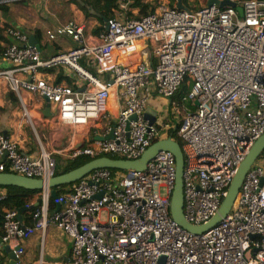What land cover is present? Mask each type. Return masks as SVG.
<instances>
[{"label":"built area","instance_id":"1","mask_svg":"<svg viewBox=\"0 0 264 264\" xmlns=\"http://www.w3.org/2000/svg\"><path fill=\"white\" fill-rule=\"evenodd\" d=\"M231 1L242 16L232 7L184 11L162 5L139 19H108L95 35L71 21L45 31L48 42L67 38L76 44L50 58H41L26 35L8 29L14 42L2 55L0 79L17 95L36 94L56 106L64 126L109 122L106 103L112 88L117 90L115 122L101 139L67 153L70 159L110 155L135 161L174 129L184 159V218L192 226L206 225L264 134V0ZM116 3L126 11L130 0ZM138 41L154 44L151 64L139 59ZM58 66L72 70L85 86L49 84L38 77L42 69ZM102 74L108 81L97 76ZM183 84L190 88L179 104L173 97ZM154 93L169 101L171 124L145 119ZM2 158L0 173L44 182L31 226L19 221L18 211H4L0 250L7 246L16 264L26 240L38 233L43 242L49 230L69 241L67 264H264V152L246 173L226 217L199 235L171 218L176 173L169 152L158 153L139 172L95 170L55 197L48 181L56 161L42 145L37 157L30 156L0 131Z\"/></svg>","mask_w":264,"mask_h":264},{"label":"crops","instance_id":"2","mask_svg":"<svg viewBox=\"0 0 264 264\" xmlns=\"http://www.w3.org/2000/svg\"><path fill=\"white\" fill-rule=\"evenodd\" d=\"M85 1L88 2L89 0H50L47 3L43 0H25L0 3L7 5L5 12L0 10V29H3L5 38L1 46L5 49L7 45L14 42L7 35V30L16 29L26 35L28 41L31 37H34L41 58H50L71 50L76 46L71 40L59 38L53 42H48L45 38V31L66 25L71 21L84 25L86 35H95L99 30L104 29L108 19L96 12ZM207 2L208 0H186V3L182 1V4L188 10L195 11L207 7ZM115 5L116 8L112 9L109 17L118 19L121 22L126 19H139L156 13L162 5L178 9L177 0H130L126 11L121 10L116 2ZM99 7L102 8L103 5L101 4ZM88 8H91L96 15L90 13ZM153 47L154 44L148 41H138L136 43L135 48L139 51V59L143 63L151 64L154 61L151 55ZM132 58L138 59L136 55H132ZM82 66L88 68L85 61H82ZM3 67L2 56H0V68ZM97 76L108 81L106 74ZM38 77L49 84L71 88L85 86L83 80L64 66L42 69ZM118 99L117 90L113 87L111 97L106 103L110 123H114L117 118L120 109ZM162 103L165 104V109L168 106L169 111L168 101L154 93L148 103L146 113L159 124H163L159 119L163 108ZM57 117L56 106L49 104L36 94L21 92L20 95H17L10 89L7 82L0 79V131L17 144L22 153L37 157L42 145L56 160L61 158L60 151L67 154L72 150H77L101 139L109 123L103 120L94 127L64 126L61 125ZM0 160H3V158ZM0 192L3 196L4 192L1 189ZM39 199L38 194L32 200L33 205H37ZM27 211V214L24 211L22 212L21 222L24 226H31V212L30 210ZM69 246V241L59 232L49 230L43 242L40 239V234H33L26 240L24 244L25 253L18 264H67ZM0 256V264L9 263V253L3 246L0 250Z\"/></svg>","mask_w":264,"mask_h":264},{"label":"water","instance_id":"3","mask_svg":"<svg viewBox=\"0 0 264 264\" xmlns=\"http://www.w3.org/2000/svg\"><path fill=\"white\" fill-rule=\"evenodd\" d=\"M218 6L220 8L232 7L235 8L239 16H242V9L236 6V3L231 0H208L207 7ZM177 8L179 10L189 11L183 4L182 0H177ZM88 11L94 15L95 12L88 8ZM28 45L35 47L39 51L37 42L34 37H31L28 41ZM197 105V103H196ZM145 119L152 124L155 119L149 115H145ZM163 134H160L162 136ZM109 135L107 138H111ZM160 152H169L174 156L175 159V184L174 189L170 199V215L172 220L182 229L188 231L191 234L199 235L202 234L215 225H217L226 215L229 213L232 205L238 194L240 185L251 168L255 160L264 152V134L254 143L253 147L249 151L248 155L244 161L238 167L235 177L233 178L227 196L224 198L217 214L203 226H192L184 218L183 214V169H184V159L180 148V145L172 140V136L165 139H160L151 145L138 160L127 161L122 159L111 158L108 156H102L93 160H90L86 164L73 169L67 173L54 176L48 181V187L53 189V197L56 196V189L61 187L70 186L91 172L100 169L117 170V171H143L145 170L147 164L155 158V156ZM4 158V157H3ZM1 187H16L19 189H24L27 191H41L44 187V182L38 179H28L22 176H18L11 173H0V188ZM1 195V192H0ZM25 209H20L18 211V219L21 221L22 212ZM5 250L9 253V263L16 264L17 259L13 252L4 246Z\"/></svg>","mask_w":264,"mask_h":264},{"label":"trees","instance_id":"4","mask_svg":"<svg viewBox=\"0 0 264 264\" xmlns=\"http://www.w3.org/2000/svg\"><path fill=\"white\" fill-rule=\"evenodd\" d=\"M25 1V0H22ZM183 3H186V0H182ZM116 0H89L88 2L85 1L86 4L92 6L94 10L100 14L103 15V17L107 19H111L112 17H109L112 13V9L116 8L115 5ZM103 5L102 8L99 7V5ZM7 5L0 4V10L6 11ZM4 31L3 29H0V56L3 55L5 49L1 46V43L5 41L4 38ZM190 86L187 84H183L177 94L173 97L174 101H177L179 104H183V97L186 95L187 91L189 90ZM169 136H172V138L179 143V139L176 135V131L174 129H170ZM111 158H116L115 156H110ZM91 159L89 158H80L73 161H59L55 165V171L54 176H58L64 173H67L73 169H76L87 162H89ZM112 172H118L117 170H111ZM71 188L70 186L61 187L59 189H56L57 194L66 193ZM4 194L3 198L0 199V236L3 234V214L5 210H16L19 211L20 209H24L26 205H29L33 198L40 194V191H27L24 189H19L16 187H2L0 188ZM40 200L38 201L37 205H33L28 210L32 212L35 208L38 207ZM28 212L27 210L24 211V213ZM27 214V213H26Z\"/></svg>","mask_w":264,"mask_h":264},{"label":"rangeland","instance_id":"5","mask_svg":"<svg viewBox=\"0 0 264 264\" xmlns=\"http://www.w3.org/2000/svg\"><path fill=\"white\" fill-rule=\"evenodd\" d=\"M191 7H192V5H191ZM168 103H169V101H168ZM163 104L164 103H162L161 106H163V108H164L165 104L164 105ZM163 108L161 109L162 112L159 115L161 118L159 117V119H161V122H163L165 124H167V123L170 124L171 123V120H174V119L172 118V116L170 114V110L168 111V106L166 107V109L165 108L163 109ZM59 155L61 156V158H58V159L55 160L56 161V164L59 161L62 162V161H73V160H77V159H70L69 156H68V154H65V153H60ZM78 159H80V158H78ZM160 193L162 195H164V189H160Z\"/></svg>","mask_w":264,"mask_h":264}]
</instances>
